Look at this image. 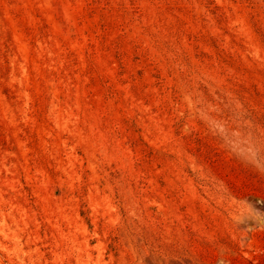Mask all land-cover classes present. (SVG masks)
Listing matches in <instances>:
<instances>
[{"label":"rangeland","instance_id":"1","mask_svg":"<svg viewBox=\"0 0 264 264\" xmlns=\"http://www.w3.org/2000/svg\"><path fill=\"white\" fill-rule=\"evenodd\" d=\"M0 264H264V0H0Z\"/></svg>","mask_w":264,"mask_h":264}]
</instances>
